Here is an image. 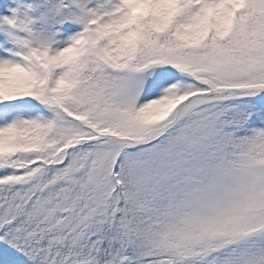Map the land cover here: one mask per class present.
Returning <instances> with one entry per match:
<instances>
[{"label":"snow or ice","instance_id":"6c2138e0","mask_svg":"<svg viewBox=\"0 0 264 264\" xmlns=\"http://www.w3.org/2000/svg\"><path fill=\"white\" fill-rule=\"evenodd\" d=\"M0 264H264V0H0Z\"/></svg>","mask_w":264,"mask_h":264}]
</instances>
